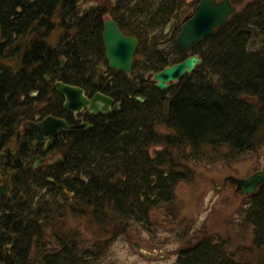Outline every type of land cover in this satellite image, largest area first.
Returning <instances> with one entry per match:
<instances>
[{"label": "trees", "instance_id": "trees-1", "mask_svg": "<svg viewBox=\"0 0 264 264\" xmlns=\"http://www.w3.org/2000/svg\"><path fill=\"white\" fill-rule=\"evenodd\" d=\"M84 1L0 0V157L34 102L44 103L47 89L56 97L47 79L121 102L56 141L62 163L34 170L27 154L18 156L10 193L0 197V264H105L111 241L130 223L147 229L152 212L193 178L189 163L264 151V0H231L238 11L190 52L175 39L196 1L110 0L83 11ZM106 15L140 41L130 74L108 66ZM192 55L202 59L193 73L166 91L155 86V73ZM50 113L64 114L43 115ZM246 198L242 223L252 227L256 261L208 236L181 249L174 264H264V183ZM84 219L110 238L70 224Z\"/></svg>", "mask_w": 264, "mask_h": 264}, {"label": "rangeland", "instance_id": "rangeland-1", "mask_svg": "<svg viewBox=\"0 0 264 264\" xmlns=\"http://www.w3.org/2000/svg\"><path fill=\"white\" fill-rule=\"evenodd\" d=\"M109 2L85 0L81 6L84 11ZM105 18L110 16L106 15ZM169 28L165 33L170 34ZM61 33L62 30L56 31L53 39L56 41ZM17 141L15 137L7 147L11 154L18 148ZM160 149L162 147H153L151 151ZM57 157L58 154L47 157L46 164L50 159L56 161ZM10 160V156L3 159L6 163ZM188 165L194 176L190 181L178 184L173 202L152 212L147 229L130 223L124 235L111 241L105 264H174L181 249L208 236L226 241L228 251L237 259H258V251L250 253L253 247L252 227L242 223L248 199L236 192L235 185L229 181L224 184L223 180L228 176L248 178L264 170V151L249 153L236 162L201 161ZM1 170L0 162V173ZM5 185L9 184L0 182V186ZM85 221L72 220L70 224L90 238H110L108 235L101 236L99 229L93 226L86 230L89 228Z\"/></svg>", "mask_w": 264, "mask_h": 264}, {"label": "water", "instance_id": "water-1", "mask_svg": "<svg viewBox=\"0 0 264 264\" xmlns=\"http://www.w3.org/2000/svg\"><path fill=\"white\" fill-rule=\"evenodd\" d=\"M195 1L198 4L194 15L182 26L175 39L177 45L188 52L195 45L201 44L207 37L214 35L219 28L225 26L231 16L238 11V7L231 0ZM103 44L109 67L130 74L140 44L139 39L136 36L125 34L116 20L108 19L104 22ZM61 61L63 64L65 63V60L62 59ZM201 63L202 59L199 55H192L180 63L167 66L154 75L155 86L166 91L173 83L178 82L185 75L193 73ZM55 87L65 96L64 107L69 112L80 113L84 108H87L94 114H110L112 111L120 109V104L115 103L112 97L104 93L98 92L89 98L86 96L85 90L79 86L56 82ZM136 99L145 101L143 97H136ZM83 126L92 127L90 123L81 124V127ZM74 127L65 119L53 115L46 116L39 121H26L23 124L24 131L31 132L37 142H47V147L53 144L56 136L70 133ZM6 153L9 154L10 151L6 150ZM228 181L235 185L236 192L249 196L255 194L264 183V170L248 178L228 176L223 180V183ZM8 190L9 186H0V195L5 197Z\"/></svg>", "mask_w": 264, "mask_h": 264}, {"label": "flooded vegetation", "instance_id": "flooded-vegetation-1", "mask_svg": "<svg viewBox=\"0 0 264 264\" xmlns=\"http://www.w3.org/2000/svg\"><path fill=\"white\" fill-rule=\"evenodd\" d=\"M61 64H62L61 68L63 69L65 67V63L63 64L61 61ZM47 82H49L50 84L53 85V89L57 92L56 97L53 98L54 97V96H52L53 93H51L49 95V92L47 93V91H48V89H47L44 93V95L46 97L45 98L46 101L42 104L34 102V109L32 111V114L29 117H27L25 120L39 121V120H42L43 118H45L46 116L53 115L55 117L65 119L70 125H73L75 127H74L73 131L70 133L63 134V135L60 134V135L56 136L53 144L50 147H47V142H37L35 140L34 135L31 132H27V131H24L22 129L17 131L16 138H18V141H17L18 142V148H17L15 153L10 154V159H11L10 162H8V163L4 162L3 159L5 157L1 156V158H0V162L2 165V170L0 173V182L4 181V183L11 184V179H12L13 173H14L15 162L17 161L18 156L21 154H27L26 163L30 164L31 168L34 170H38L39 168H44L46 166L53 165L56 163H62V160H63L62 154L55 152V151H52V146L56 143L57 140L65 138L67 135L73 133L78 128H86L87 129V127H85V126L81 127V124L90 123L92 125V121H93L94 117L102 116V115L108 116V115H111L112 113L118 112L120 110L119 109L118 111H112V113H110V114H106V113L94 114V113L88 111L87 108H84L80 113L69 112L64 107V104L66 101L65 96L62 93H60L55 87L56 82H63V83H65V82L62 81L61 79H56L54 82H51L50 80L47 79ZM75 86H78V85H75ZM79 87H81V86H79ZM81 88H83V87H81ZM84 90H85L86 96H88L89 98H92L98 92L103 93V91L90 92V91H87L86 89H84ZM42 94H43V92H42ZM106 95H108V94H106ZM108 96H110V95H108ZM110 97H112V96H110ZM31 98L33 100L39 99V93L33 92L31 94ZM113 99L115 100V103L120 104V108H121V102L117 101L115 98H113ZM49 107H51V109ZM52 108L56 109V110L59 109L60 111L63 110L64 114L55 115L53 113H50L47 115H43L44 111H48V110L51 111ZM31 136H32V139H31ZM28 142H29V144L27 145ZM56 154H58L60 158L57 157L56 161H53V159H50L48 164H46L47 160H48L47 157L54 156Z\"/></svg>", "mask_w": 264, "mask_h": 264}, {"label": "bare ground", "instance_id": "bare-ground-1", "mask_svg": "<svg viewBox=\"0 0 264 264\" xmlns=\"http://www.w3.org/2000/svg\"><path fill=\"white\" fill-rule=\"evenodd\" d=\"M9 193H10V190H9V191H7V194H6V196H5V197H7V196L9 195ZM2 198H4V197H2Z\"/></svg>", "mask_w": 264, "mask_h": 264}]
</instances>
